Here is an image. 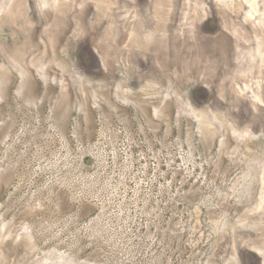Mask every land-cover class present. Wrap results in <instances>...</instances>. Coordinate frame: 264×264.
<instances>
[{"label": "rangeland", "instance_id": "1", "mask_svg": "<svg viewBox=\"0 0 264 264\" xmlns=\"http://www.w3.org/2000/svg\"><path fill=\"white\" fill-rule=\"evenodd\" d=\"M0 264H264V0H0Z\"/></svg>", "mask_w": 264, "mask_h": 264}]
</instances>
